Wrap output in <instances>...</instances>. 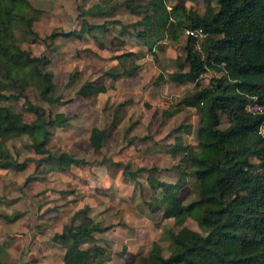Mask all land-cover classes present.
I'll list each match as a JSON object with an SVG mask.
<instances>
[{"label":"trees","instance_id":"trees-1","mask_svg":"<svg viewBox=\"0 0 264 264\" xmlns=\"http://www.w3.org/2000/svg\"><path fill=\"white\" fill-rule=\"evenodd\" d=\"M202 1V15L180 3L167 12L162 0L149 1L147 5L161 17V23L148 27L147 36L139 34L147 38L155 33L159 39L162 36L159 33L167 30L177 37L185 21L188 27L207 32L203 53L195 49L192 37L187 38L185 53L177 56V69L171 74L174 81L193 83V89L161 113L162 118L167 119L180 111V105L194 108L197 145L194 147L185 144L181 137L176 138L170 150L174 158H179L174 166L178 176L173 183L159 180L158 171L152 176L155 167L147 169L151 174L149 186L163 193L153 198L154 210H162L165 218L174 220V225L152 242L147 255L138 258V264H264V136L260 132L264 127V113L245 111L252 97L264 103V0ZM99 8L95 5L88 12L95 16ZM131 10L137 12L134 8ZM41 14L29 0H0V101L23 98L25 89L40 78L44 83L41 98L50 105L62 100L52 95L56 85L52 73L45 70L50 58L23 49L14 35L17 26L35 38L33 25ZM170 16L174 21L167 26ZM94 27L88 24L82 30L89 32ZM55 35L52 33L46 39ZM145 41L149 46L155 44L153 40ZM90 53V49H81L77 55L86 58ZM136 69L134 66L122 73L129 75ZM208 69L224 75L201 86L199 79ZM76 77V73L71 74L68 84H73ZM100 91L103 87L85 83L78 95L92 102ZM119 109L117 106L109 127L90 130L88 140L95 157L103 156L108 132L118 125ZM25 110L35 115L31 123L25 122L11 105L0 103L2 158L9 157L7 137L27 135L31 149L51 165V170L65 171L72 164L86 163L65 152L52 153L47 148L50 128L67 121L63 114L52 116L29 101ZM222 116H226L228 123L224 129L220 127ZM185 129L188 134L192 132L191 125ZM9 165L7 161L0 162V168ZM190 174L194 178L188 183ZM187 185L194 198L184 204L179 193ZM120 214L122 210L118 217ZM188 218L196 221L201 231L188 227ZM110 228V225L95 222L84 207L63 226L53 243L62 250L64 264H103L110 261L111 256L97 243L96 233ZM163 241L168 242L167 256L163 254ZM4 247L0 245V254ZM0 264L5 263L0 259Z\"/></svg>","mask_w":264,"mask_h":264},{"label":"rangeland","instance_id":"rangeland-1","mask_svg":"<svg viewBox=\"0 0 264 264\" xmlns=\"http://www.w3.org/2000/svg\"><path fill=\"white\" fill-rule=\"evenodd\" d=\"M97 1L29 0L42 11L33 25L37 35L33 38L17 26L14 29L23 49L50 57L51 63L45 70L54 74L57 88L52 95L63 97V104L50 105L41 98L44 90L41 78L25 89L23 98L0 103L11 105L27 123H31L35 115L25 110L26 101L43 107L52 116L61 111L70 121L50 128L47 148L52 153L65 152L86 163L72 164L65 171L51 170V165L31 149L27 135L5 139L9 157L0 156V162L10 163L0 168V245L5 246L0 259L5 264H64L63 252L54 246L53 239L84 207L95 222L111 226L109 230L96 233L97 243L111 256V260L103 264H138V258L147 255L152 242L174 225V220L165 218L162 210H154L153 198L163 193L151 189L148 184L151 174L147 169L155 167L152 176L158 171L161 179L169 181V176L176 177L178 172L174 170L175 160L169 152L175 145V137L181 135L186 144L196 147L195 109L180 105L181 112L177 116L164 120L161 115L163 109L188 94L193 84L172 81L168 75L175 70V63H168L161 54L157 60L150 54L133 76L121 79L105 75L113 69L114 62L113 54L103 48L101 58L98 54L79 57L77 53L82 48L99 47L87 33L80 31L83 19L90 18L83 12L87 5ZM203 8L201 1L195 6V10ZM70 31L77 34L67 39ZM52 33L56 35L46 39ZM58 35L64 36L63 39L59 40ZM184 35L183 43L172 44L168 55L184 53L188 38L185 32ZM109 40L107 35L108 48ZM73 73L77 74L76 80L67 86ZM223 75L208 69L201 75L200 85ZM88 81L106 85L109 94L87 103L78 95V90ZM125 100L130 103L123 108V119L109 130L103 156L95 157L87 130L93 126L109 127L114 105ZM221 119L220 127L224 129L228 126L227 118L222 116ZM189 125L195 127L190 134L179 128ZM193 178V174L188 175V183ZM179 195L184 204L194 198L188 185ZM120 210L122 214L118 217ZM186 225L201 231L191 218L186 220ZM161 245L167 256L168 242L163 241Z\"/></svg>","mask_w":264,"mask_h":264},{"label":"crops","instance_id":"crops-1","mask_svg":"<svg viewBox=\"0 0 264 264\" xmlns=\"http://www.w3.org/2000/svg\"><path fill=\"white\" fill-rule=\"evenodd\" d=\"M149 1H152V0H98L97 2L91 5H87L85 11L83 12V14L92 18V20H90V18L83 19L80 31H83L82 27L84 28L88 24L95 25L96 27H94L91 31L89 32L84 31V32L87 33V36L91 40H93L99 47H86L82 49H90L91 50L90 54H93V55L98 54L99 58H101L102 56L100 53L102 48L104 51H108L113 54V57L111 58L112 61L114 62L113 67H112L113 69L111 71L105 72V75L109 76L110 78L121 79V78L133 76L140 69L142 62H144L146 59L149 58L150 54L156 60L159 59L158 54H161V56L164 57L168 63L172 61L175 63V66H176L175 70L169 73L168 75L170 78H171V74H173L176 71L177 65H176L175 60L178 55L176 56L168 55L167 51L173 48L172 44H174L175 46H179L180 43L181 44L183 43L184 36H185L184 32L188 28V21H185L183 23L184 27L181 29L182 32L179 33L177 37L171 36L167 30L163 31V33H159L162 35L159 39L156 38L157 36L155 35V33L152 35H148L150 37H147V38L141 37L139 34H145L147 36L145 31H147L148 27L160 25L161 23V17L159 15L154 14L152 7L150 5H147ZM162 1H163V5L167 12H169L171 8L177 3L182 4L187 9H193V10H195V6L196 4H198L199 1H201L203 4L202 0H162ZM95 5H98L100 8L98 10L99 13L93 16L88 12V10ZM132 8L136 9L137 12H133L131 10ZM195 11L198 14L202 15L204 13V8L202 11L198 9ZM95 19H99V21L94 22L93 20ZM173 21L174 19L170 16L167 19L166 25L169 26L170 23H173ZM177 31H180V28H178ZM69 33H72V34L68 36L67 39L77 34L74 31H70ZM107 35L110 36V40H109L110 47L109 48L105 44V38ZM63 37L64 36L62 35H58L59 40H62ZM133 39H135L136 41H134ZM147 39L149 41H152V40L155 41V44H153L152 46H149L148 44H146V41H145ZM121 42H123V45L120 44ZM184 53H185V46H184ZM184 53H180L179 55H183ZM50 63H51V59H50ZM134 66H137V69L132 74L128 75V74L122 73L124 70L131 69V67H134ZM52 75L54 77L53 73ZM53 82L55 83L54 79H53ZM68 83H69V79H68ZM68 83H67V86H69ZM85 83H92L94 86L103 87V91H100L97 94L96 99L93 100L92 102H87V103H93L94 101L98 100L100 98V95L102 94H107V95L109 94L108 87L104 84L96 85L94 81H88ZM56 88H57V85H56ZM129 103H130L129 100L116 103L112 111L111 120L113 119L116 107L120 106L118 117H119V121H121L124 115L123 108ZM61 104H63V97H62L61 102L53 104V105H61ZM168 107H166L165 109H167ZM186 108H192V107H186ZM180 112H181V109L173 117L177 116ZM58 113L63 114L61 111H58L56 114ZM64 116L67 119L65 124L69 123L70 118L67 117L66 115ZM173 117H170V118H173ZM196 117H197V114H196ZM167 119H164V120H167ZM93 127H90L87 130V133H88L87 139L89 137L90 130ZM97 128H101V127H97ZM184 129H182V131ZM192 129L195 130V127L194 128L192 127ZM177 137H181L183 140V137L181 135H177ZM177 137H175V139ZM174 160L175 162L173 166H175L178 163L179 158L178 157L174 158ZM174 170H177V169L174 168ZM177 176H178V172H177ZM177 176L176 177L169 176V181H165V182L173 183L176 180ZM158 178L159 180L164 181L159 176Z\"/></svg>","mask_w":264,"mask_h":264},{"label":"built area","instance_id":"built-area-1","mask_svg":"<svg viewBox=\"0 0 264 264\" xmlns=\"http://www.w3.org/2000/svg\"><path fill=\"white\" fill-rule=\"evenodd\" d=\"M188 37H192L195 40V49L203 53L202 46L204 40L207 37V32L202 28L198 27H188L185 30ZM245 111L252 114L264 113V103L260 102L257 97H252L251 100L245 105ZM262 136H264V127L260 130Z\"/></svg>","mask_w":264,"mask_h":264}]
</instances>
